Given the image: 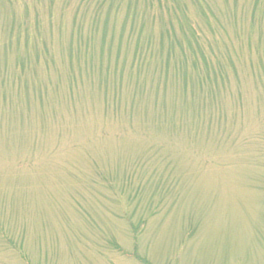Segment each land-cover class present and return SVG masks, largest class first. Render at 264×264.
<instances>
[{
  "label": "rangeland",
  "instance_id": "1",
  "mask_svg": "<svg viewBox=\"0 0 264 264\" xmlns=\"http://www.w3.org/2000/svg\"><path fill=\"white\" fill-rule=\"evenodd\" d=\"M0 264H264V0H0Z\"/></svg>",
  "mask_w": 264,
  "mask_h": 264
}]
</instances>
